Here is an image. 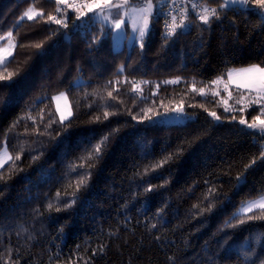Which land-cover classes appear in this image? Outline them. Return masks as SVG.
I'll list each match as a JSON object with an SVG mask.
<instances>
[{"label": "trees", "instance_id": "trees-1", "mask_svg": "<svg viewBox=\"0 0 264 264\" xmlns=\"http://www.w3.org/2000/svg\"><path fill=\"white\" fill-rule=\"evenodd\" d=\"M201 1L219 19L168 37L154 16L143 48L116 51L92 16L63 9L64 27L55 0H0V48L15 41L0 67V264H262L264 208L234 216L264 193V138L239 121L261 106L234 88L226 105L216 83L264 66V19L252 0ZM32 7L42 15L22 19ZM180 107L194 119L159 122Z\"/></svg>", "mask_w": 264, "mask_h": 264}, {"label": "snow or ice", "instance_id": "snow-or-ice-1", "mask_svg": "<svg viewBox=\"0 0 264 264\" xmlns=\"http://www.w3.org/2000/svg\"><path fill=\"white\" fill-rule=\"evenodd\" d=\"M55 3L57 5L61 3H67V0H55ZM252 4L256 6V11L260 15L262 19H264V0H252ZM83 7L87 8V13H95L99 17L102 18L104 22H108L112 29H114L117 33H119L122 29V25H124L125 21L122 17L117 15V17H112V10L113 9H126L128 7V0H122L121 3H113V0H92L91 3H84L82 5ZM68 7H71L78 11L79 15L77 16V19H79L81 16H86L87 13L79 11V7L76 4H69ZM196 5L193 4V9H195ZM249 9V0H223V3L219 5V9ZM153 9L154 5L152 3V0H145V2L140 6H133L132 11L139 13V20L142 21V23H137V19L134 17L132 21V27L134 32L139 33V39L141 41V48L144 47L143 41L146 36V34L150 31L149 29V22L150 17L153 15ZM61 9L57 7V12H59ZM98 10V11H97ZM203 14H199V19L204 24L210 23V18L215 17L216 19H219L220 17V11L217 8H211L204 7L202 10ZM31 9L27 10L23 15L26 16L29 20L34 19L36 15H42V13H31ZM125 15H127V12H125ZM187 18V10L181 11V17L180 22L177 23L176 16L171 17V22L169 23L166 21V28L167 31L165 33L166 36L170 37L176 33L177 28L184 29L187 27L185 24V20ZM49 20L53 21L56 24H63L64 27H67V23L64 21L57 19L55 16H49ZM75 23V22H73ZM79 27V26H77ZM11 35V33H9ZM129 39H135V37H129ZM14 47V45H13ZM36 47H40V45H36ZM3 54H0V66H6V59L5 56H10L12 53L7 52V50H0ZM235 70L229 71L228 76L229 79L233 78ZM236 77L238 79V87L246 88L249 90L255 91L258 96L261 99H264V66H261L259 64L257 65H251L246 68H242L235 72ZM0 80H12V74H8L7 76H0ZM201 92H203V89H201ZM111 95V93H109ZM177 113H182V108H178L175 110ZM261 113H264V107L260 108ZM71 113H69L70 115ZM107 116V113L105 114ZM209 115L213 116L215 119H219V117L216 115L215 112L209 113ZM64 117H61V122H63ZM256 120L258 123H250L247 125L250 129H259V133L262 137H264V120H260L259 117H256ZM241 124L246 123L244 120L240 121ZM109 139V136H104L101 138L100 142L93 146L91 152L89 153V157L91 158L92 153L96 154V157L98 158L100 153L102 152V149L106 147L107 141ZM10 159V157H9ZM172 159V155L170 154L168 157H166L164 160L160 161L157 167L162 166L164 163H167L169 160ZM6 161L0 160V167H3V163ZM239 179V177L237 178ZM83 182V181H82ZM146 191H152L151 188L146 189ZM259 204V207L264 208V197L261 198L260 201L257 202ZM70 206V205H66ZM257 205L255 203H249L245 207L242 208V211H250L253 207H256ZM49 208L52 207V204L48 205ZM59 211V209H57ZM236 214H234L235 216ZM253 217H249V219H252ZM241 223L244 221L241 220ZM247 259V256L245 257ZM262 264H264V261H262Z\"/></svg>", "mask_w": 264, "mask_h": 264}, {"label": "rangeland", "instance_id": "rangeland-1", "mask_svg": "<svg viewBox=\"0 0 264 264\" xmlns=\"http://www.w3.org/2000/svg\"><path fill=\"white\" fill-rule=\"evenodd\" d=\"M121 2H122V0H115L113 3H121ZM144 2H145V0H128V7L126 9H119V10L113 9L112 10V17L113 18H115V17H117V15H119L125 21V23H124V25H122V29H121V31L119 33H117L114 29H112L108 22H104L101 17H99L98 15H96L94 13L95 17H97V20L99 19L101 22H103L105 25H107V27H109V30H111V32H112V43H113L114 50L120 51V50H122L124 48H127L128 50H130L135 45H141V41L139 39V33L133 31L132 21H133L134 17L137 19V23L138 24L142 23V21L139 20V13L132 11V7L133 6H140ZM152 3L154 5V9H155L157 0H152ZM30 9H31V13H42L40 10H38L36 8L32 7ZM84 9H86V8H83L81 10H84ZM154 9H153V11H154ZM262 11H264V10H262ZM125 12H127V15H125ZM38 16H40V15H36L34 17V19L37 18ZM153 17H154L153 15H152V17H150V22H149L150 31L146 34V36L144 38V41L147 39V37L149 36V34L152 31V28H153ZM22 19H28V18L26 16H23ZM129 37H135V39L134 40L133 39H129ZM5 38H6V43H5L4 46H2L0 48V50H7V52H11L12 53L10 56H5V59L8 62L14 55L15 41H14V38H13L12 34L11 35L8 34ZM144 41H143V43H144ZM13 45H14V47H13ZM0 54H3V53L0 52ZM0 67H3V66H0ZM246 67H249V66L232 68L230 71L235 70L234 74H233V78L229 79L228 75L225 78H221L223 80L224 84L221 82L220 79L217 80L216 84L218 86V92H220L222 94H224V93L226 94L225 98H223V102L226 105H229V99L231 97V94H230V89H227L228 86L225 88L224 85L226 86V84L228 85V83H234L235 85H238L239 81H238V79L236 77L235 72L240 70V69H242V68H246ZM84 81L85 80L82 77H79L76 80L75 84L79 85V84H82ZM244 89H246V88H244ZM251 91L252 92H249V93H250L251 98H253V100H254L255 96H258V94L255 91H253V90H251ZM53 100H54V103H55V106H56V110H57V113H58V116H59L60 120H61L62 116L64 117L63 122L68 121L69 119H71L73 113H72L71 101H70L68 92L61 91L59 93L54 94L53 95ZM253 100L252 101H246L243 106H247L248 104H251V105H257V106L264 107V100L262 102H254ZM69 113H71V114L69 115ZM194 117L195 116H193L191 114H188V113H184V112L183 113H173L172 112L170 114L163 115L159 119V122L162 123V124H165V125L184 124L187 121L194 119ZM256 117H259L260 120H264V113H261V111H260V113L258 115H256L255 117L251 118L244 112L243 117H241L239 119V121L244 120L246 123H244V124L240 123L243 127L260 134L259 133V129H250V128L247 127V125L250 124V123H254V122L258 123V121L256 120ZM9 157H10V159H9ZM0 160L6 161V162L3 163V167L11 161V153H10L7 145H4L2 147V149L0 150ZM3 167H0V169L3 168ZM262 197H264V193L262 195L256 197V198L249 199V200L243 202L236 209L235 214H247V213H250L252 211H255V210H258V209H262L261 207H259V204L257 203L258 201L261 200ZM249 203H255L257 206L253 207L250 211H242V208L245 207Z\"/></svg>", "mask_w": 264, "mask_h": 264}, {"label": "built area", "instance_id": "built-area-1", "mask_svg": "<svg viewBox=\"0 0 264 264\" xmlns=\"http://www.w3.org/2000/svg\"><path fill=\"white\" fill-rule=\"evenodd\" d=\"M91 3L92 0H67V3H61L59 4V8L61 9L59 12H57V9L54 11L52 16H55L57 19H60L61 12L63 9H68L71 11H76L75 9L68 7L69 4H76L79 7V10L85 8L82 5L84 3ZM193 4L196 5L195 9H193ZM204 7H208L205 3H203L200 0H158L156 4V10H155V17L159 19L162 23L163 32L166 33V21L169 23L171 22V17L174 15L177 18V23L180 22L181 17V11L187 10V18L185 20V24L187 25L186 28L181 29L177 28L176 33L179 32H187L190 30L192 25V20L195 18L199 21L198 13L203 14L202 10ZM174 34V35H175ZM253 98H251L249 101H252ZM264 99H261L259 96H255L254 102H262Z\"/></svg>", "mask_w": 264, "mask_h": 264}, {"label": "crops", "instance_id": "crops-1", "mask_svg": "<svg viewBox=\"0 0 264 264\" xmlns=\"http://www.w3.org/2000/svg\"><path fill=\"white\" fill-rule=\"evenodd\" d=\"M114 2V1H113ZM155 9H156V6H155ZM155 9L153 11V16H154V12H155ZM82 12H85L87 13V8L84 9V10H81ZM87 16H92L94 19L97 20V17H95L94 13H87L86 16H81V17H87ZM99 20V19H98ZM100 21V20H99ZM221 82L223 83V80L220 78ZM224 84V83H223ZM228 86L227 89H231V88H234V89H240V90H243V91H248V92H252L251 90H248V89H244V88H241V87H238L237 85H235L234 83H228V85L226 84V86L224 85V87L226 88Z\"/></svg>", "mask_w": 264, "mask_h": 264}, {"label": "water", "instance_id": "water-1", "mask_svg": "<svg viewBox=\"0 0 264 264\" xmlns=\"http://www.w3.org/2000/svg\"><path fill=\"white\" fill-rule=\"evenodd\" d=\"M221 1L223 2V0H221ZM237 8H238V7H237ZM180 108H182V110H183L182 113H183V112H184V108H183V107H180ZM176 109H178V108H176ZM176 109H174L172 112H173V113H177V112L175 111Z\"/></svg>", "mask_w": 264, "mask_h": 264}]
</instances>
